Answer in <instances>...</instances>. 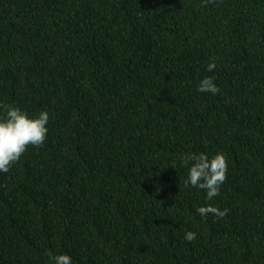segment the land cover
<instances>
[{"label":"trees","instance_id":"16d2710c","mask_svg":"<svg viewBox=\"0 0 264 264\" xmlns=\"http://www.w3.org/2000/svg\"><path fill=\"white\" fill-rule=\"evenodd\" d=\"M8 104L50 120L0 173V264H264V0H0ZM217 152L206 201L171 164Z\"/></svg>","mask_w":264,"mask_h":264},{"label":"clouds","instance_id":"9594fccd","mask_svg":"<svg viewBox=\"0 0 264 264\" xmlns=\"http://www.w3.org/2000/svg\"><path fill=\"white\" fill-rule=\"evenodd\" d=\"M205 6L211 0H203ZM215 61L208 62L206 70L215 71ZM199 92H208L216 95L220 92L219 86L213 77H203L197 86ZM3 113L0 114V173L9 172L11 166L17 162L26 152L29 145L41 147L47 139L50 113L46 109L40 110L32 115L25 109L14 104L0 105ZM187 168L185 187L198 188L205 192V200L212 201L220 195L221 186L227 178L228 164L223 153L214 155L207 153H185L173 161L172 167ZM197 213L206 218L209 214L213 217L223 219L227 209H220L212 204L206 203L196 209ZM195 231L188 230L183 239L187 242L197 240ZM50 264H73V258L68 253H57L50 255Z\"/></svg>","mask_w":264,"mask_h":264}]
</instances>
